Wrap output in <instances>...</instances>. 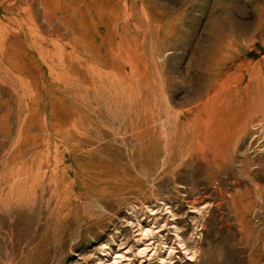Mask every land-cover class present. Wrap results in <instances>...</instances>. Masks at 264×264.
<instances>
[{"label": "rangeland", "instance_id": "rangeland-1", "mask_svg": "<svg viewBox=\"0 0 264 264\" xmlns=\"http://www.w3.org/2000/svg\"><path fill=\"white\" fill-rule=\"evenodd\" d=\"M0 264H264V0H0Z\"/></svg>", "mask_w": 264, "mask_h": 264}]
</instances>
